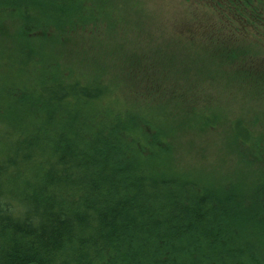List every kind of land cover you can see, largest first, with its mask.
<instances>
[{"label":"trees","instance_id":"obj_1","mask_svg":"<svg viewBox=\"0 0 264 264\" xmlns=\"http://www.w3.org/2000/svg\"><path fill=\"white\" fill-rule=\"evenodd\" d=\"M194 1L229 29L264 27V0ZM111 8L0 0V25L20 32L0 49V264H264V137L237 117L227 167H183L167 103L195 110L189 89L163 83L153 107L147 64L108 75L60 45ZM155 53L197 57L169 44Z\"/></svg>","mask_w":264,"mask_h":264},{"label":"rangeland","instance_id":"obj_2","mask_svg":"<svg viewBox=\"0 0 264 264\" xmlns=\"http://www.w3.org/2000/svg\"><path fill=\"white\" fill-rule=\"evenodd\" d=\"M105 1L112 8L102 17L104 22L60 45L88 64H105L108 75H120L121 70L124 73L132 65L136 68L140 62L147 64L146 75L160 84L159 95L148 100L153 107L163 106L161 84L169 87L175 83L179 92L189 89L196 100L190 113L178 115L180 106L166 102L180 128L173 139L175 155L183 167L205 168L204 164L213 163L227 167L232 158L227 148L230 125L237 117L264 137V27L229 29L218 21L214 10L194 0ZM107 17L114 19L113 27L108 26ZM19 34L15 25H0V49L9 42L16 45ZM165 44L175 53L189 52L197 57H160L155 49ZM45 45L48 50L57 49L52 43ZM150 48L151 58H132V52L147 56ZM145 82L154 87L152 79ZM204 112L213 118L218 115L217 122L205 123Z\"/></svg>","mask_w":264,"mask_h":264}]
</instances>
